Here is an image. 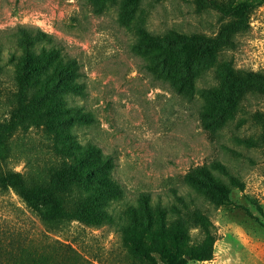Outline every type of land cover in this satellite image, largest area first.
Instances as JSON below:
<instances>
[{
    "label": "rangeland",
    "instance_id": "rangeland-1",
    "mask_svg": "<svg viewBox=\"0 0 264 264\" xmlns=\"http://www.w3.org/2000/svg\"><path fill=\"white\" fill-rule=\"evenodd\" d=\"M209 1L203 8L195 0H0V141L13 151L4 168L27 173L35 161L64 158L68 141L90 143L110 159V177L121 190L107 208L112 223L73 220L59 233L46 232L12 189L0 191V254L20 243L44 244L82 264H132L119 225L147 193L167 206L181 207L174 200L180 196L188 205L181 210L196 213L186 247L210 250L212 258L188 264H264V82L255 76L264 74V1L248 0L250 12L233 20L219 8L241 0ZM18 26L40 29L76 60L83 93H57L55 102L66 99L90 122L53 128L26 108L18 113L24 121L15 118L5 131L18 104V61L10 60L20 53L11 42ZM144 30L221 35L223 42L213 58L192 64L199 74L187 93L158 73L143 46ZM207 103L221 108L204 111ZM202 167L227 193L191 186ZM145 255L162 264L156 248Z\"/></svg>",
    "mask_w": 264,
    "mask_h": 264
},
{
    "label": "trees",
    "instance_id": "trees-1",
    "mask_svg": "<svg viewBox=\"0 0 264 264\" xmlns=\"http://www.w3.org/2000/svg\"><path fill=\"white\" fill-rule=\"evenodd\" d=\"M137 1L139 2L125 0L128 3ZM195 3L203 8L212 4L211 1L208 4V0H195ZM250 7L248 0H241L233 6L219 9L224 13V17L233 20L241 19L249 13ZM11 33L12 46L20 52L18 55H10L11 61H18L15 73V98L18 104L5 131L14 126L12 121L15 118L24 121L18 113L26 108L40 114L53 128H57L61 123H70L71 120L74 122L75 119L90 122L91 116L88 112L67 106L66 99L61 105L55 102L57 93L62 96L83 93V84L76 81L80 76L76 60L65 57L54 38L40 29L18 26L12 29ZM142 35L148 58L156 59L154 66L158 68L161 77L166 79L172 88L187 93L193 91L199 74L198 71L192 70V66L213 58L223 42L221 35L210 37L177 31L157 35L144 30ZM153 47H156V53ZM3 49L0 38V74L3 71ZM255 76L264 82L263 73H255ZM203 108L204 111H209L221 106L212 107L207 103ZM59 114L63 115L57 117ZM3 132L4 129L0 131L2 136ZM72 148H76V151ZM61 151L65 155L61 160L41 163L35 161V167L22 174L4 168L3 164L13 151L9 142L0 141V191L12 189L38 218L46 232L59 233L73 220L92 226L112 223L113 219L107 208L112 201L120 198L121 190L110 177V159L103 155L98 146L90 143L74 144L68 141ZM27 164L30 165V160ZM198 173V177L190 179V184L195 190L215 188L220 194H225V189L214 180L205 167L200 168ZM175 199L181 207L175 202L168 206L161 202L153 203L150 195L143 193L140 194L138 205L125 212L119 229L130 242L128 252L132 264H158L145 255L147 248L157 249L162 257V264H188L189 261H205L212 258L210 250L186 247L193 228L191 219L196 213L182 211L181 208L187 210V203L180 196L174 195ZM215 202L218 203L217 200ZM195 220L202 224L200 220ZM140 253H144L143 258L138 256ZM62 254L59 247L54 245L25 246L20 243L13 250L1 248L0 264H82L75 256L70 258Z\"/></svg>",
    "mask_w": 264,
    "mask_h": 264
}]
</instances>
